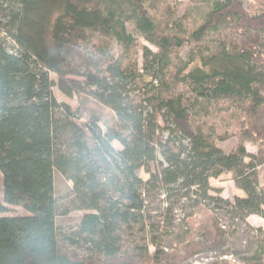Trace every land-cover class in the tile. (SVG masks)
Wrapping results in <instances>:
<instances>
[{
	"label": "trees",
	"instance_id": "obj_1",
	"mask_svg": "<svg viewBox=\"0 0 264 264\" xmlns=\"http://www.w3.org/2000/svg\"><path fill=\"white\" fill-rule=\"evenodd\" d=\"M197 3L179 16L162 0H0V264H185L225 252L216 212L264 220L256 177L264 166V0ZM128 25L150 47L141 48L140 69ZM87 32L119 47L102 72L77 65ZM50 74L66 97L87 93L109 109L113 124L105 132L81 124L55 100ZM222 104L240 115L229 154L189 123L198 106ZM55 172L72 184L61 213ZM226 172L244 199L209 195V180ZM183 200L191 202L186 233L171 248L174 204ZM6 206L27 215L2 216ZM69 211L90 213L60 235L56 218Z\"/></svg>",
	"mask_w": 264,
	"mask_h": 264
},
{
	"label": "rangeland",
	"instance_id": "obj_2",
	"mask_svg": "<svg viewBox=\"0 0 264 264\" xmlns=\"http://www.w3.org/2000/svg\"><path fill=\"white\" fill-rule=\"evenodd\" d=\"M164 5L168 8L169 12H174L181 16L185 12L195 8L198 3L197 0H162ZM127 30L136 39L138 47L136 48L137 57L135 59L137 69L141 68V48L149 47L134 31L132 26H127ZM3 35L0 33V37ZM8 40V38H7ZM9 42V41H8ZM150 48V47H149ZM153 49V48H151ZM119 53V47L112 41L104 39L100 35L92 32L86 33V39L78 44L76 47L77 65L80 69H89L92 72H102L106 66L113 61ZM185 52H183L184 55ZM50 79L54 85L51 92L58 103L68 105L72 111L77 112L80 117L81 124H91L95 122L98 127L105 132L107 126H111L114 122L112 112L93 100L87 93L80 95H73L66 97L57 87V77L50 74ZM79 79V78H74ZM82 80V79H79ZM138 92V91H136ZM143 91H141L142 93ZM201 106V105H200ZM198 106L195 109V115H191L189 123L199 129L208 142L218 149V151L229 154L237 146L240 136V129L238 127V119L240 120L239 112L229 104H222L219 107L206 106L201 110ZM163 122H160V128H164ZM170 126H166L168 129ZM171 130H173L171 128ZM165 133V131H164ZM162 135V134H161ZM115 150H120L121 147L118 143H112ZM245 148L249 155L256 156L258 149L251 143H245ZM248 162V160L246 161ZM257 183L260 190L264 191V166L259 167L256 171ZM139 177L146 181L148 175L144 170L139 171ZM54 197L58 201L60 207L59 212L68 209V204L71 201V182L65 180L57 172L54 173ZM211 191L209 195L212 197L219 196L223 200L235 203L245 198V193L241 189L239 183L234 180L232 173H224L216 179L209 180ZM176 193L170 198L169 202L174 203L178 198ZM162 199H152L150 207L155 208L162 205L159 202ZM189 201H180L174 204V235L169 240L171 248L179 244L185 233L186 227L184 224L186 214L191 211ZM7 211L2 216H24L27 213L22 207L6 206ZM88 211H69L66 216L58 215L56 218V226L58 233L70 234L75 232L76 227L82 216L88 214ZM222 226L228 232V245L223 254L215 255H202L195 257L185 264H264V246L258 241L261 234L258 230L264 231V220L257 216H249L245 223H241L236 219H232L223 212H216ZM127 242H131V237H126ZM260 250L262 257L257 261H252L255 253Z\"/></svg>",
	"mask_w": 264,
	"mask_h": 264
}]
</instances>
